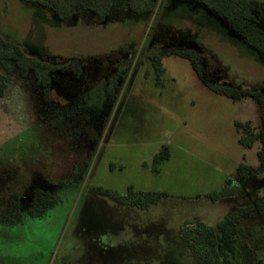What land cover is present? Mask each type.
<instances>
[{"label":"rangeland","instance_id":"374dc122","mask_svg":"<svg viewBox=\"0 0 264 264\" xmlns=\"http://www.w3.org/2000/svg\"><path fill=\"white\" fill-rule=\"evenodd\" d=\"M127 1L111 0L104 18L76 9L63 20L36 2L0 0L1 41L58 67L45 88L14 60L11 71L0 68V264H205L181 229L215 226L237 208L245 214L234 262L264 264L259 142L242 146L234 125L264 128V108L208 86L249 88L264 98V57L224 35L223 21L213 28L195 0H153V11L140 15ZM258 1L254 16L264 30ZM176 48L198 52L202 75ZM156 54L161 84L149 58ZM72 61L79 75L60 69ZM163 146L169 157L155 171L152 158ZM240 163L253 172L237 176ZM228 178L237 186L231 196L206 197ZM129 186L168 196L135 206ZM35 188L55 203L32 218ZM16 198L22 220L9 222Z\"/></svg>","mask_w":264,"mask_h":264},{"label":"trees","instance_id":"16d2710c","mask_svg":"<svg viewBox=\"0 0 264 264\" xmlns=\"http://www.w3.org/2000/svg\"><path fill=\"white\" fill-rule=\"evenodd\" d=\"M36 2L39 5L52 10L60 19L69 18L74 10L84 9L89 13L104 18L110 8L111 0H26ZM198 2L199 11L203 16H211L212 27L217 26V20L224 22L221 32L234 42L245 46L256 56L264 57V30L257 24L254 11L260 7L258 0H195ZM128 9L135 14H150L153 11V0H128ZM208 14V15H207ZM176 56L189 60L191 67L201 74V63L198 52L191 48H176L173 50ZM150 61L155 74V83L161 84L165 69L162 57L159 54L150 56ZM11 60L15 61V66L24 76L32 71L36 83L44 88L50 83V75L58 67L42 62L36 58L26 56L16 45H6L0 39V68L7 71L12 70ZM62 70H69L75 75L81 73L79 64L75 61L62 65ZM202 75V74H201ZM121 76L120 70L114 74L110 80V86ZM209 88L216 94L224 95L234 100L244 97L256 99L258 105L264 108V98L257 91L249 88H242L225 83H209ZM236 130L239 132L238 142L246 147H251L255 142H259L257 158L259 168L264 169V128L256 130L250 122H234ZM169 157L167 146L158 150L152 158V169L157 170V166ZM252 167L240 163L236 174L244 177L251 174ZM236 184L233 179L228 178L217 190L206 194L212 201L231 196L236 191ZM100 191H104L99 189ZM107 193L108 191L105 190ZM128 198L134 205L147 207L162 197L168 196L163 191H139L129 186L127 189ZM55 203L52 195L39 188H35L31 194L29 217L37 218L44 215ZM245 214V209L237 208L228 213L215 226H197L194 228H182L180 237L188 248L193 249L200 260L205 264H235L236 257V236L240 231L238 221L241 215ZM9 222H20L22 213L18 199H11L8 203L6 213Z\"/></svg>","mask_w":264,"mask_h":264}]
</instances>
